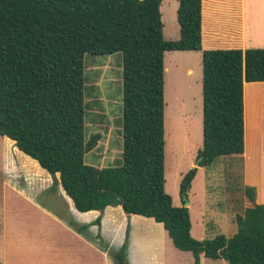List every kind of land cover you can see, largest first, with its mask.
Masks as SVG:
<instances>
[{
    "label": "trees",
    "instance_id": "16d2710c",
    "mask_svg": "<svg viewBox=\"0 0 264 264\" xmlns=\"http://www.w3.org/2000/svg\"><path fill=\"white\" fill-rule=\"evenodd\" d=\"M162 1L0 0V135L38 160L54 178L53 189L61 185L80 212L120 205L127 214L153 217L175 247L193 254L194 264L202 255L264 264V203L257 202L254 186L244 185L237 232L202 240L191 234L190 208L184 201L176 205L165 186L166 52L203 53L198 158L199 167H208L220 156H244V85L264 81V48L204 49L202 0H179L180 37L167 40ZM117 52L123 63L122 163L98 167L86 161L101 134L87 139L85 56ZM250 136L248 122L247 151L254 147ZM199 167L184 175L181 193L189 194ZM129 232L112 251L116 264H129Z\"/></svg>",
    "mask_w": 264,
    "mask_h": 264
},
{
    "label": "rangeland",
    "instance_id": "374dc122",
    "mask_svg": "<svg viewBox=\"0 0 264 264\" xmlns=\"http://www.w3.org/2000/svg\"><path fill=\"white\" fill-rule=\"evenodd\" d=\"M176 11L172 0L164 4L162 19L164 37L167 40H176L180 37ZM263 14L264 0H251L250 28L252 34L256 31L255 36L259 32ZM256 45H260L256 46L258 48H264V44ZM202 57L201 50L168 51L165 54V186L176 205L182 204L184 199L180 189L182 179L188 170L197 167L198 151L203 147ZM188 67L193 69V73H187ZM85 77L87 139L101 134V139L94 150L87 154L86 161L98 167H118L122 163L123 151L121 53L104 56L87 54ZM249 128L251 136L253 135L252 138L250 136V142L254 145L251 151L258 147L264 153V120L257 110L249 119ZM12 149H16L14 141L8 137L5 140V137L0 135V230L3 229L4 211L24 213L37 210L23 197L16 198L15 193L4 183L7 173L12 172L6 167L7 161L14 156L16 164L22 163ZM35 167L38 168V165ZM245 170L243 159L232 156H220L211 166L199 169L192 183L193 187L191 186L192 193L187 197L192 201V217L197 231L200 230L198 222L206 213L205 218L210 223L207 239L220 234L231 236L237 232V214L242 213L243 209L245 211V184L256 183L264 193V155L251 162L246 172ZM14 180L25 184L23 174ZM53 181L52 177L49 183H43V189L37 194L36 200L54 211L70 210L61 187L53 189ZM197 231L194 233L196 237L199 235ZM183 264H186L184 260ZM208 264L229 263L225 260L209 259Z\"/></svg>",
    "mask_w": 264,
    "mask_h": 264
},
{
    "label": "crops",
    "instance_id": "0c3cea01",
    "mask_svg": "<svg viewBox=\"0 0 264 264\" xmlns=\"http://www.w3.org/2000/svg\"><path fill=\"white\" fill-rule=\"evenodd\" d=\"M167 1L163 0L161 5L163 19L164 4ZM172 1L174 11L178 10L179 0ZM202 3L204 49H247L260 46L256 44H264V14L257 36L254 35L256 31L253 34L251 32L249 18L251 0H202ZM190 72L193 73V69L188 67L187 73L191 74ZM261 96L264 97V81L245 82V153L242 159L246 170L251 162L264 155L258 147L250 152L247 151L249 119L252 118L255 110L264 119V98L262 101ZM4 137L6 140L7 136ZM15 147L17 150L12 149L13 153L18 154L22 163L16 164L14 156L7 161L6 167L12 172L7 173L4 183L15 193L16 198L23 197L37 210L24 213L4 211L3 229L0 230V264H116L112 251L120 249L124 244L128 229L130 230L127 245L129 264H183V260L186 264H194L193 254L175 247L164 224L157 222L153 217L127 214L120 205L107 206L103 211L80 212L61 185L60 189L70 205V210L58 212L41 205L36 200L37 194L41 193L43 183L51 181L52 175L40 165L38 160L25 154L16 144ZM36 164L38 168L35 167ZM22 174L25 184L14 180ZM57 177L60 180L59 173ZM248 184L256 185L257 202L264 203V193L258 184ZM192 187L189 195L192 193ZM188 206L192 220V236L200 240L206 239L210 226L205 218L206 213L198 222L200 230L197 231L192 217L191 199ZM99 216L102 219L101 224L98 225L95 221ZM16 220L17 222L14 223ZM85 224L90 226L86 231L81 232L80 228ZM195 231L199 233L197 237L194 235ZM209 259L224 260L202 255L200 264H208Z\"/></svg>",
    "mask_w": 264,
    "mask_h": 264
},
{
    "label": "water",
    "instance_id": "95a60500",
    "mask_svg": "<svg viewBox=\"0 0 264 264\" xmlns=\"http://www.w3.org/2000/svg\"><path fill=\"white\" fill-rule=\"evenodd\" d=\"M200 160H201V158H199V160H198L197 167L200 166ZM187 196H188L187 193H183V198H184L183 201L185 202L184 205H188L189 204V200H188Z\"/></svg>",
    "mask_w": 264,
    "mask_h": 264
}]
</instances>
